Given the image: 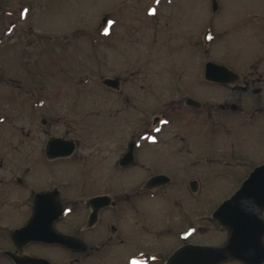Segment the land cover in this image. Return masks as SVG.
Here are the masks:
<instances>
[{
    "label": "rangeland",
    "instance_id": "rangeland-1",
    "mask_svg": "<svg viewBox=\"0 0 264 264\" xmlns=\"http://www.w3.org/2000/svg\"><path fill=\"white\" fill-rule=\"evenodd\" d=\"M217 2L213 12L212 0H0L3 235L30 218L7 216L19 209L11 205L57 187L68 208L60 230L87 218L74 208L84 197L109 194L117 216L101 220L130 221L131 205L139 219L146 207L167 252L191 224L198 230L189 241L226 239L212 213L264 162V0ZM208 60L227 65L238 81H206ZM117 76L118 91L102 84ZM188 96L201 108L186 105ZM50 137L73 139L75 151L47 160ZM130 140L136 161L121 167ZM157 173L172 181L143 191ZM194 178L196 192L188 185Z\"/></svg>",
    "mask_w": 264,
    "mask_h": 264
},
{
    "label": "water",
    "instance_id": "water-1",
    "mask_svg": "<svg viewBox=\"0 0 264 264\" xmlns=\"http://www.w3.org/2000/svg\"><path fill=\"white\" fill-rule=\"evenodd\" d=\"M213 9H217V3L213 0ZM106 21V17L103 18ZM206 41L209 35H206ZM204 76L207 80L229 84L237 79V74L223 64L208 61L205 64ZM119 78H106L103 83L112 88H119ZM188 105L198 106L197 100L188 97ZM220 107H224L220 105ZM235 109V105H231ZM58 153L51 150L54 146ZM133 146L130 142L127 152L119 160L121 165L133 162ZM47 154L50 157L56 155H69L75 148L72 140L63 141L58 138L50 139ZM170 178L164 174H157L147 181L146 186L152 188L163 183H167ZM59 191L40 192L35 197V208L33 216L24 227L15 230L13 237L16 242H26L28 240H41L45 242L60 243L64 246L76 250H84L83 242L73 236H68L58 232L53 223L63 212L64 209L58 198ZM108 195L92 197L88 204L92 206L93 212L90 222L97 218L99 208L107 205H114ZM264 164L257 166L244 180L241 187L228 199L224 200L213 212L220 224L229 228L230 234L227 242L221 246L184 244L179 247L167 260V264H219L227 260L235 259L243 264H264ZM191 231L182 234L186 237ZM29 264H50L43 262L41 258H30L23 256Z\"/></svg>",
    "mask_w": 264,
    "mask_h": 264
},
{
    "label": "flooded vegetation",
    "instance_id": "flooded-vegetation-1",
    "mask_svg": "<svg viewBox=\"0 0 264 264\" xmlns=\"http://www.w3.org/2000/svg\"><path fill=\"white\" fill-rule=\"evenodd\" d=\"M246 87L247 86L243 87L244 90H246ZM133 165L134 163L129 166ZM2 166L3 162L0 161V167ZM16 181L19 183V185L24 184L23 180L20 178H16ZM171 181L172 179L166 185H168ZM190 181H194L196 187L195 191H193L190 187ZM190 181L188 182L190 190L192 192L198 191L201 187V183L199 182V180L194 178ZM145 183L146 181L144 182L141 189L143 191H150L149 189L145 188ZM163 186L165 185H162L160 187ZM86 199L87 197H84L81 203L74 205V208L80 209L82 215L85 213V210H87V218L74 219L63 230L57 228L63 234L79 238L85 245L84 250H74L57 243H45L34 240H30L24 243L16 242L12 236V233L15 229H19L22 225H24L20 223L18 226L6 230V235L8 236L3 235L0 231V264H28V262H31V260L28 261L27 259H24L23 256H29L31 258H43V262L47 263L48 261L52 264H166V258L178 246L185 243L181 239L180 232L179 237L181 239V243L176 246L171 252H167V245L164 244V242L166 241L165 237H163L162 235V230L159 228L156 231L154 229V225H150V221L148 220V210L143 206L140 213L137 214L139 219L132 218L133 213L137 212V209L134 205H131L130 207L132 208L130 210V221L121 222L120 224H115L113 222L108 225L107 222L101 220V217L103 215H106L107 217L108 215H111L109 217L115 216H112V212H109L111 208L116 206L115 202L114 205L102 207L98 211L96 220L94 222H90L91 207L87 204ZM33 200L34 195L29 198V202H27L26 204L11 205L19 209L18 211H13L14 209L8 210L7 216L9 214L18 212L17 217H20V215L22 216V213L23 218L31 217L34 208ZM60 200L64 205L61 199V194ZM4 206L5 205L3 204V202H1L0 199V218H2V211H5ZM62 217L63 216H61L56 221V224L59 223V220ZM23 218H20L19 220L21 221V219ZM190 220L191 216L189 217V221ZM186 230L191 231L187 242L200 244L189 241L190 237L197 234V226H193L191 224L189 227H187ZM154 232L157 237L156 240H154L152 237L151 241L150 234ZM226 233L227 239V230ZM226 239L224 241H221L220 243L218 242L208 245H222L225 243ZM229 262L223 264H228Z\"/></svg>",
    "mask_w": 264,
    "mask_h": 264
}]
</instances>
